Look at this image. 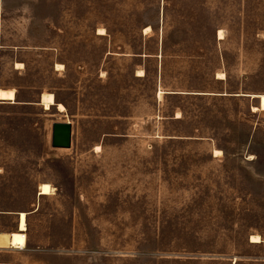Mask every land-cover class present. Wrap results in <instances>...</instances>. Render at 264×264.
I'll return each mask as SVG.
<instances>
[{
	"label": "rangeland",
	"instance_id": "obj_1",
	"mask_svg": "<svg viewBox=\"0 0 264 264\" xmlns=\"http://www.w3.org/2000/svg\"><path fill=\"white\" fill-rule=\"evenodd\" d=\"M0 90V264H264V0H0Z\"/></svg>",
	"mask_w": 264,
	"mask_h": 264
},
{
	"label": "bare ground",
	"instance_id": "obj_2",
	"mask_svg": "<svg viewBox=\"0 0 264 264\" xmlns=\"http://www.w3.org/2000/svg\"><path fill=\"white\" fill-rule=\"evenodd\" d=\"M146 32H151V28L147 27ZM99 35L103 36L106 34L104 29L99 30ZM218 37L220 40L224 39V32L219 31ZM17 68L23 67L22 64H17ZM58 67L63 68L62 65ZM143 71L140 72V76H143ZM218 79H225L224 74H219ZM159 97H162V92L159 93ZM0 102H8L9 104L16 103L15 91L14 90H0ZM2 103V104H3ZM41 104L44 107L45 111H50L53 107L57 109L60 114L66 112V107L63 104H57L55 96L51 93H44L41 96ZM254 110H257L254 108ZM216 157L222 156L220 151L214 152ZM53 188L49 184H42L40 187V196H50L53 192ZM27 214L19 213L18 214V231L12 232L10 234L0 233V250H25L27 246ZM262 239L258 235L251 236V243H261Z\"/></svg>",
	"mask_w": 264,
	"mask_h": 264
},
{
	"label": "water",
	"instance_id": "obj_3",
	"mask_svg": "<svg viewBox=\"0 0 264 264\" xmlns=\"http://www.w3.org/2000/svg\"><path fill=\"white\" fill-rule=\"evenodd\" d=\"M72 124L55 123L52 127V140L51 146L53 149H70L72 140Z\"/></svg>",
	"mask_w": 264,
	"mask_h": 264
},
{
	"label": "crops",
	"instance_id": "obj_4",
	"mask_svg": "<svg viewBox=\"0 0 264 264\" xmlns=\"http://www.w3.org/2000/svg\"><path fill=\"white\" fill-rule=\"evenodd\" d=\"M15 97H16V93H15ZM55 99H56V102H57V104H60V102L57 100V97H55ZM258 99V98H257ZM16 100H17V98H16ZM1 101V100H0ZM0 103H3V102H0ZM26 104H30V103H26ZM62 104V103H61ZM64 105V104H63ZM259 105H260V102H259ZM65 106V105H64ZM19 214V213H18ZM18 214H16L17 216H18ZM15 231H18V220H17V229L15 230ZM27 232H28V215H27ZM27 235V234H26ZM27 247H28V237H27V246H26V249H27ZM25 249V250H26ZM25 250H22V251H25ZM1 251V250H0Z\"/></svg>",
	"mask_w": 264,
	"mask_h": 264
},
{
	"label": "trees",
	"instance_id": "obj_5",
	"mask_svg": "<svg viewBox=\"0 0 264 264\" xmlns=\"http://www.w3.org/2000/svg\"><path fill=\"white\" fill-rule=\"evenodd\" d=\"M56 100V99H55ZM58 100V99H57ZM57 103V102H56ZM61 104V103H60Z\"/></svg>",
	"mask_w": 264,
	"mask_h": 264
}]
</instances>
